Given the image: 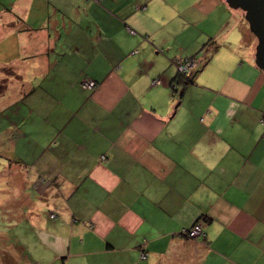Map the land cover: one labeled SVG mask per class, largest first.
<instances>
[{"label":"crops","instance_id":"crops-1","mask_svg":"<svg viewBox=\"0 0 264 264\" xmlns=\"http://www.w3.org/2000/svg\"><path fill=\"white\" fill-rule=\"evenodd\" d=\"M256 45L225 0H0L4 263L264 264Z\"/></svg>","mask_w":264,"mask_h":264},{"label":"rangeland","instance_id":"rangeland-1","mask_svg":"<svg viewBox=\"0 0 264 264\" xmlns=\"http://www.w3.org/2000/svg\"><path fill=\"white\" fill-rule=\"evenodd\" d=\"M234 11L237 12L238 14H241L242 20L246 22L247 28H249V25L245 19V13L241 11L240 9H237ZM4 90H5V87H4ZM4 90L0 93V96H2V94L4 93ZM6 112L7 111L3 112V107H1V104H0V130L6 124L5 122V120L7 119ZM2 131L3 130H1V133L3 134ZM3 152H4V145H3V141L0 140V264H5L3 261L4 250H8L10 252L13 250V248L10 249L9 247L5 245L6 244L5 241L8 240V238L5 237V234H7L10 231V227L12 228L13 222L11 221L10 217L11 216L14 217V215H18V213L15 214L17 212L16 208L18 209L19 207H21L20 194L18 195L16 191L14 190L12 191V189L9 188L10 182L13 180L11 178V174H9L8 172V168H7L8 164L5 166ZM16 180L17 181L19 180V176L18 178H16ZM11 208L14 209L13 212ZM51 215H54V214H51ZM18 239H19V236H18ZM15 255H19V253L16 252Z\"/></svg>","mask_w":264,"mask_h":264},{"label":"water","instance_id":"water-1","mask_svg":"<svg viewBox=\"0 0 264 264\" xmlns=\"http://www.w3.org/2000/svg\"><path fill=\"white\" fill-rule=\"evenodd\" d=\"M234 10L245 13L250 32L256 37L254 62L264 74V0H225Z\"/></svg>","mask_w":264,"mask_h":264},{"label":"built area","instance_id":"built-area-1","mask_svg":"<svg viewBox=\"0 0 264 264\" xmlns=\"http://www.w3.org/2000/svg\"><path fill=\"white\" fill-rule=\"evenodd\" d=\"M91 1H98V0H91ZM195 64H196V59H194V58L178 60L176 63L178 74L188 75L193 70V68L195 67ZM156 82H158V81H154V83H156ZM82 87L84 89L92 90L95 88V83L93 81H84L82 84ZM260 123L264 128V118H262L260 120ZM263 137H264V131H263ZM53 217H54V215H51V218H53ZM183 233L188 238H192V239H196L199 237L204 238V236H205V233H204L203 228H202V224L200 222H197L190 229L185 230ZM145 256L146 255L144 253L141 254L142 259H144Z\"/></svg>","mask_w":264,"mask_h":264},{"label":"trees","instance_id":"trees-1","mask_svg":"<svg viewBox=\"0 0 264 264\" xmlns=\"http://www.w3.org/2000/svg\"><path fill=\"white\" fill-rule=\"evenodd\" d=\"M176 82H177V84L179 86L182 87L181 88V92L184 90L185 87H187L188 85H190L191 83H193L192 82V79L189 77V75H182V74H178L177 75ZM4 87H5V83L4 82H1L0 83V93L4 90ZM197 222H200V220H198Z\"/></svg>","mask_w":264,"mask_h":264}]
</instances>
